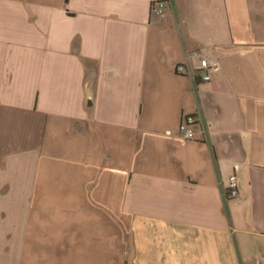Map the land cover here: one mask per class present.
Listing matches in <instances>:
<instances>
[{"label": "crops", "instance_id": "obj_1", "mask_svg": "<svg viewBox=\"0 0 264 264\" xmlns=\"http://www.w3.org/2000/svg\"><path fill=\"white\" fill-rule=\"evenodd\" d=\"M156 1L0 0V264H264V0Z\"/></svg>", "mask_w": 264, "mask_h": 264}, {"label": "built area", "instance_id": "obj_2", "mask_svg": "<svg viewBox=\"0 0 264 264\" xmlns=\"http://www.w3.org/2000/svg\"><path fill=\"white\" fill-rule=\"evenodd\" d=\"M169 8V1L168 0H159L156 1L153 6L151 7V13L154 16L165 18L168 14ZM178 73H183L185 71L184 64H181L178 67ZM210 65L207 59L201 60L200 70L198 73L201 75L204 81H210L211 75L209 73ZM198 117L196 115L187 114L183 117L181 125H180V132H178V137L184 140H195L196 133H197V123ZM239 169L237 166H234L233 172L230 175V179L228 181V197L230 198H238L240 197L241 190L239 185V177H238Z\"/></svg>", "mask_w": 264, "mask_h": 264}, {"label": "rangeland", "instance_id": "obj_3", "mask_svg": "<svg viewBox=\"0 0 264 264\" xmlns=\"http://www.w3.org/2000/svg\"><path fill=\"white\" fill-rule=\"evenodd\" d=\"M209 82V81H208Z\"/></svg>", "mask_w": 264, "mask_h": 264}]
</instances>
